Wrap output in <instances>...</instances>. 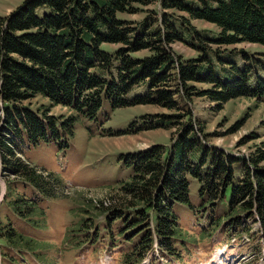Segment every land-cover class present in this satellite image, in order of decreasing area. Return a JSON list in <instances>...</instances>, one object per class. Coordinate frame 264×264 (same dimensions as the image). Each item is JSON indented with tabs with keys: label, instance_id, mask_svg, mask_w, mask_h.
<instances>
[{
	"label": "trees",
	"instance_id": "obj_1",
	"mask_svg": "<svg viewBox=\"0 0 264 264\" xmlns=\"http://www.w3.org/2000/svg\"><path fill=\"white\" fill-rule=\"evenodd\" d=\"M150 1L24 0L0 17V176L7 183L4 200L9 199V207L23 220L34 224L33 217L41 211L46 216L45 210L15 191L18 184L13 186L12 179L39 189L44 197L56 196L61 183L53 173L20 156L23 141L34 148L52 144L65 148L74 137L77 120L83 116L97 120L105 100L113 108L154 104L174 109L177 92L170 82H177L189 96L195 87L188 83L210 84L197 94L219 108L232 99L264 94L263 78L258 79L257 88H251L250 69H238L234 81H222L212 69L201 75L209 54L189 59L175 55L170 45L182 40L184 33L172 24L165 31L150 30L146 20L132 27L119 15L138 12L139 5ZM162 6L216 25L219 31L210 39L220 46L242 42L264 46V0H162ZM142 52L147 54L138 55ZM136 87H145L146 92L128 99ZM35 97L48 104L36 108L25 104ZM56 106L67 108L70 114H52ZM185 116L190 123L170 147L156 144L122 156L133 169L132 177L107 190L102 199H89V208L84 210L94 212L71 230V242L78 247L89 240L96 244L108 233L117 244L119 237L131 246L125 264L142 263L155 244L178 254L187 239L175 207L191 203L189 177L200 182L203 207L218 202L226 205L234 225L241 223L242 215L255 217L259 230L242 229L241 235L258 234L264 242V165H260L264 152L247 161L207 146L198 136L190 111ZM178 117L182 115L161 114L152 128L169 127ZM235 164L242 167L236 182ZM98 216L103 220L95 221ZM86 221L94 222L93 236L87 241ZM8 226L6 231L0 224L5 243L34 251L30 238Z\"/></svg>",
	"mask_w": 264,
	"mask_h": 264
},
{
	"label": "rangeland",
	"instance_id": "obj_2",
	"mask_svg": "<svg viewBox=\"0 0 264 264\" xmlns=\"http://www.w3.org/2000/svg\"><path fill=\"white\" fill-rule=\"evenodd\" d=\"M23 2L0 0V17H6ZM139 9L135 13L119 15L127 19L132 27L146 20L150 30L165 31L167 24H172L179 33H184L182 40L170 45L175 55L189 59L197 58L204 52L209 54L202 63L201 75L212 69L222 81H234L238 78V69H250L251 88H257L259 78L264 79V46L247 42L220 46L210 39L219 31L216 25L193 19L183 10L165 9L162 0H151L139 5ZM145 54L147 52L138 55ZM188 85L195 87L190 96L177 82H170L171 89L177 92L178 107L174 109L154 104L113 108L105 100L97 120L84 116L77 120L74 137L65 148L54 144L34 148L28 141H23L20 156L53 173L61 183L56 187V196L44 197L39 189L37 191L28 183L12 179L13 186L18 184L13 187L15 191L17 189L23 197L31 198L45 210L46 216L41 211L40 216L33 217L35 223L31 224L14 213L9 207V199L4 200L7 183L0 176V224L6 231L11 224L34 244V251L27 252V247H13L0 238V264H125L124 257L131 252V246L120 242L121 238L118 237L117 244H114L115 240L107 233L96 244L89 240L78 248L70 241L71 230L80 224L81 219L92 216L93 210H84L89 208V199H102L107 190L130 180L133 169L122 156L147 150L156 144L170 147L190 123L189 116H185L189 111L199 138L207 146L217 147L247 161L264 152V94L232 99L219 108L208 97L197 94L210 88V84L190 82ZM145 92V87H136L127 94V98L132 99ZM25 104L36 108L48 104V100L35 97ZM51 113L70 114L67 108L61 106L54 107ZM161 114H180L182 117L174 119L169 127L152 128ZM150 120L149 125L143 124ZM125 131L130 132L123 133ZM192 158L196 159L194 155ZM260 165H264V161ZM234 169L236 182L242 175V167L235 164ZM189 183L191 203L175 207L187 239L185 245L179 246L178 254L174 255L154 245L144 261L138 264H264L261 236L241 235L240 232L251 227L258 231L256 218L242 215L241 223L234 225L226 205L218 202L203 207L206 202L199 196L200 182L189 177ZM17 198L14 197V200ZM102 220L103 216L95 217V221ZM84 229L90 231L85 237L87 241L93 236L94 222L86 221Z\"/></svg>",
	"mask_w": 264,
	"mask_h": 264
}]
</instances>
